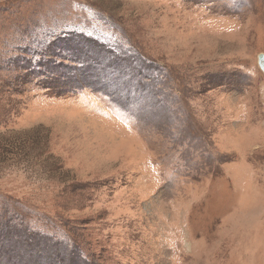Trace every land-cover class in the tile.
Here are the masks:
<instances>
[{"label":"rangeland","instance_id":"374dc122","mask_svg":"<svg viewBox=\"0 0 264 264\" xmlns=\"http://www.w3.org/2000/svg\"><path fill=\"white\" fill-rule=\"evenodd\" d=\"M260 53L264 0H0V264H264Z\"/></svg>","mask_w":264,"mask_h":264},{"label":"trees","instance_id":"16d2710c","mask_svg":"<svg viewBox=\"0 0 264 264\" xmlns=\"http://www.w3.org/2000/svg\"><path fill=\"white\" fill-rule=\"evenodd\" d=\"M140 81L142 82V83H140L139 84V86L140 87H144V89H138V91L137 92H135V93H133V91H132V94H130V96L128 97V100L126 101L127 103H130L131 105H123V103H121V102H119V101H116L117 102V104H119V106L124 110V111H126V112H128L130 115H131V113L133 114V112H132V109H133V107L134 108H138V106H142V104H141V97L143 96V95H146V92H148V93H154V91H155V89H149V86L151 85V87H154V81H153V83H149V81H148V79L147 80H145V79H140ZM132 90V89H131ZM157 91V90H156ZM139 94V95H138ZM157 93H155L154 95H156ZM135 101H136V103H135ZM132 102V103H131ZM131 106H133V107H131ZM139 109H142V108H138V111H139ZM1 228H6L5 227V224L4 223H0V229ZM13 230H8V229H5V230H2V232L0 233V234H2V235H5V240L7 241V244H9V243H14L15 241H13L12 239H11V237H13ZM34 237V236H33ZM26 238H29V236L28 237H26ZM32 238V237H31ZM73 253H75V255L77 254V252L76 251H72Z\"/></svg>","mask_w":264,"mask_h":264},{"label":"water","instance_id":"95a60500","mask_svg":"<svg viewBox=\"0 0 264 264\" xmlns=\"http://www.w3.org/2000/svg\"><path fill=\"white\" fill-rule=\"evenodd\" d=\"M258 63L260 68L263 70L264 72V53H260L258 56Z\"/></svg>","mask_w":264,"mask_h":264}]
</instances>
